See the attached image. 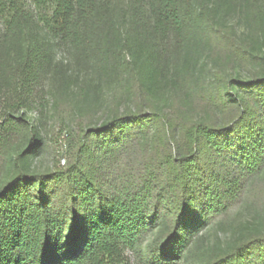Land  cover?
Returning a JSON list of instances; mask_svg holds the SVG:
<instances>
[{
	"label": "trees",
	"instance_id": "trees-1",
	"mask_svg": "<svg viewBox=\"0 0 264 264\" xmlns=\"http://www.w3.org/2000/svg\"><path fill=\"white\" fill-rule=\"evenodd\" d=\"M125 73L139 101L33 170L44 136L17 113ZM0 102V153L22 135L0 178V264H130L146 239L143 258L175 264L264 173V0H0ZM243 227L203 264H264V223Z\"/></svg>",
	"mask_w": 264,
	"mask_h": 264
},
{
	"label": "rangeland",
	"instance_id": "rangeland-1",
	"mask_svg": "<svg viewBox=\"0 0 264 264\" xmlns=\"http://www.w3.org/2000/svg\"><path fill=\"white\" fill-rule=\"evenodd\" d=\"M231 20L237 24L240 31L245 30L244 19L241 15L232 16ZM216 50L218 49L215 47L211 56L213 54L216 56ZM222 53L223 51H218V54ZM57 55L58 61L67 64L73 62L72 53L67 50H60ZM204 57L205 55L203 59ZM120 80L122 84L115 88L113 85L110 86L101 80H95L92 87L89 88L91 91L90 99L86 102L67 92L66 94L57 93V97L52 98L49 95L50 93L46 91V96L38 98L30 108L17 113L21 115L24 112V115L35 121L36 126L39 127L44 136L41 150L32 160L33 170L45 171L52 169L57 160H60V165L64 166L61 164V160L66 159L69 155L81 129L93 126L116 110L123 112L125 108L131 107L139 101L136 96L138 88L131 81V74H122ZM48 87L49 83H46L44 88L47 89ZM170 90L171 87L163 95L169 93ZM170 96L175 97V94L170 93ZM5 119V107L0 102V122ZM9 141L10 143H7L6 149L20 146L22 135L16 134ZM5 150L0 153V178L5 176L6 173H13V169L11 170L12 165L5 157ZM252 220L264 223V173L250 182L239 203L195 238L192 246L186 251L184 258L175 262V264H203L215 251L230 240L234 231H242L244 229L243 225ZM146 240L143 244V246L146 245L145 250L147 248ZM125 250L130 264H155L147 261L148 258H143L145 250L142 251L143 253L132 247Z\"/></svg>",
	"mask_w": 264,
	"mask_h": 264
},
{
	"label": "built area",
	"instance_id": "built-area-1",
	"mask_svg": "<svg viewBox=\"0 0 264 264\" xmlns=\"http://www.w3.org/2000/svg\"><path fill=\"white\" fill-rule=\"evenodd\" d=\"M65 163H66V162H65V159L63 158V160H61V164H62V165H65Z\"/></svg>",
	"mask_w": 264,
	"mask_h": 264
}]
</instances>
